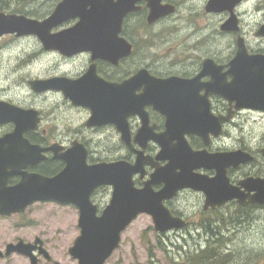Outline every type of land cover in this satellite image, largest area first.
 I'll return each mask as SVG.
<instances>
[{"label": "flooded vegetation", "instance_id": "flooded-vegetation-1", "mask_svg": "<svg viewBox=\"0 0 264 264\" xmlns=\"http://www.w3.org/2000/svg\"><path fill=\"white\" fill-rule=\"evenodd\" d=\"M19 1L25 2L18 5L22 10L0 8V12L24 15L41 21L51 14L61 0H47V3H36L32 0L34 4L30 0ZM211 1L213 4H210ZM159 3L168 7L170 5L173 11L149 23L148 0H136L135 9L125 15L113 41L99 52V55H94L91 51L67 55L58 49H45L39 38L33 34L18 36L14 32L0 36V40L7 38L12 41L13 46L19 48L15 54V63L10 66L13 78L27 71L22 69L28 68L42 57H54L58 65H71L78 61L75 68H79L76 72L62 70L47 75L28 72L24 81L14 83L16 86L21 85L22 91L24 87L26 93L6 86L0 88V101L34 113V127L24 131L23 137L31 144L43 148L41 158L36 163L28 164L20 173L7 176L6 187L19 183L21 173L24 172L38 173L46 177L60 173L66 166L65 159L60 155L72 148L73 144L77 146L74 151L76 158L85 149L87 165L122 160L133 162L135 152L122 139L120 118L123 116L129 137L134 139L137 135L138 138L137 143L132 142L133 147L143 156L140 170L133 175L137 188L144 186L157 167L168 163V159L156 158L165 143L152 137H168L167 144L174 147L177 138L182 135L194 152L203 151L217 155L240 150L245 153L244 157L247 159L238 165L227 166L225 176L230 186H238L240 191L249 195L255 193L254 190L248 192L239 182L249 177L264 180V108L238 107L243 103L238 98L237 89L230 86L226 97L221 92L222 86L216 88L217 84L207 83L210 74H205L200 76L197 82L169 84L168 90L159 94L161 101L156 104L143 97V86L135 88V98L140 96L139 102L145 100L140 109L141 114L146 116L144 125L138 113L126 117L125 110L122 112L121 101L125 91L119 85L139 70L146 71L142 73L141 79L171 76L193 79L201 73L206 60H209V66L222 67L221 73H225L226 80L231 82L232 74L227 71L229 63L237 55L239 44L244 45L250 57L264 56V35L258 34L260 27L264 25V0H159ZM42 4H48V8H43L41 13L34 11L36 14H32L29 10H34V7ZM77 22V17L66 19L53 27L50 33L72 27ZM165 31L166 36L172 38L168 44L163 37L156 38ZM119 38L131 45L129 53H122L125 44L115 43ZM29 40L35 41V48L27 44ZM222 42H227L228 45L223 47ZM57 64L55 63V66H58ZM87 71H91L95 79L105 81L108 87L104 93L105 104H101L99 116L94 118L97 123H92L91 118L93 120V110L98 111V108L76 104L60 89L36 91L30 84L33 80L53 77L77 79ZM109 85L114 87L110 88ZM247 95L250 96L248 102L255 103L261 100L264 92H251ZM103 119L107 120L102 121ZM13 129L14 123L11 121L0 124V137ZM145 136L149 138L144 141ZM52 145L55 146V151L49 149ZM55 154L57 156L54 157ZM192 164L195 165L192 173L197 176L210 179L216 174L215 168L205 167L199 161ZM163 185L155 183L152 188L159 191ZM112 193L111 184H101L93 189L90 200L96 207L97 215H101L109 204ZM205 200L206 195L202 190L186 187L162 202L172 215L187 221L186 226L177 231L199 229L201 234H205V240L207 229L213 228L216 233L224 230L221 223L225 222V219L264 218V204L261 203L246 200L242 205L236 198H232L221 205H209ZM36 203L42 206L41 213L45 212L44 215L28 213ZM58 210H66L67 213L72 211L75 221L77 218L78 227L79 207L72 202L54 199L33 200L22 211L0 215V220L24 214L26 217L16 227H12V224L0 227V264H67L70 261L78 264L69 249L79 233L69 244L62 246L61 238L56 237L59 233L45 225L50 217L56 216ZM31 215L36 217L34 221L37 222L34 224L30 222ZM227 225L231 226L230 223ZM25 229L32 231L25 233ZM78 229L80 232L79 227ZM19 232L25 234L19 235ZM19 243L22 244L20 251L17 250Z\"/></svg>", "mask_w": 264, "mask_h": 264}, {"label": "water", "instance_id": "water-1", "mask_svg": "<svg viewBox=\"0 0 264 264\" xmlns=\"http://www.w3.org/2000/svg\"><path fill=\"white\" fill-rule=\"evenodd\" d=\"M135 1L61 0L51 14L41 21L27 18L24 15L0 12V36L14 32L18 36L33 34L39 38L45 49H58L67 55L80 51H91L94 55H99L98 53L113 41L125 15L135 9ZM210 4H213V1ZM148 6L150 10L147 21L149 23L173 11L170 5L169 7L162 5L159 0H148ZM75 17L78 18V22L72 27L50 33L53 27L66 19ZM258 34L264 35V25L260 27ZM115 43L125 44L123 54L129 53L132 48L123 38L117 39ZM208 62L209 60H206L203 63L199 75L189 80L175 76L141 79L142 73L146 71H137L119 85L125 91L121 101L122 112L125 110L126 117L138 113L145 125L146 116L140 112L145 100L142 99L139 102L141 97L135 98V88L143 86V97L156 104L161 101L159 94L167 91L169 84L197 82L200 76L205 74H210V80L207 83L217 84L216 88L222 86L221 92L226 97L230 86H234L237 89L239 100L243 103L238 107L264 108V96L261 100L250 103L248 102L250 96L247 95L251 92H264L263 55L250 57L244 45L239 44L237 55L229 63L230 67L227 71L230 75L232 74L231 82L226 80L225 73H221L222 67L209 66ZM30 84L36 91L49 88L60 89L74 103L93 109L98 108V111L93 110L92 123H97L94 122V118L99 116L101 104H105L104 93L108 88L107 83L102 79H95L91 71H87L77 79L53 77L33 80ZM9 121L14 123L13 131L0 137V215L22 211L33 200L54 199L75 203L79 207L80 232L69 249V253L77 259L78 264H105V261L119 246L121 233L139 214L149 215L158 233L185 227L186 220L172 215L162 201L173 197L179 190L186 187L202 190L206 195L205 202L209 205H221L232 198H236L242 205L246 203V200L264 204V180L252 177L241 180L240 186L248 192L255 191L253 195H249V193L240 191L238 186H230L225 176L227 166L238 165L247 159L244 157L245 153L240 150L217 155L206 154L203 151L194 152L191 151L182 135L177 138V144L174 147L167 144L168 137H152L165 143L156 158L168 159V163L163 167H157L144 186L137 188L133 182V175L140 170L143 156L140 151L134 149L132 142L137 143L138 138L137 135L134 139L129 137L125 130L127 123L123 116L120 118L122 139L135 152L133 162L122 160L87 165L85 149L76 158L74 151L77 146L73 144L72 148L60 155L66 161V166L60 173L46 177L38 173L24 172L21 173L22 178L19 183L6 187L7 176L20 173L21 169L28 164L36 163L41 158L43 150L39 145L31 144L23 137L24 131L34 127L36 121L34 113L0 101V124ZM148 138L145 136L143 140ZM54 147L52 145L49 149L55 151ZM195 161H199L205 167L215 168V176L208 179L193 174L192 168L195 165L192 162ZM150 163L153 164L151 161ZM155 183L164 185L159 191H155L152 188ZM101 184L113 185V193L102 214L97 215L96 207L91 204L90 194L95 187ZM21 247L22 244L19 243L17 250L20 251ZM13 248L16 249V247Z\"/></svg>", "mask_w": 264, "mask_h": 264}, {"label": "rangeland", "instance_id": "rangeland-1", "mask_svg": "<svg viewBox=\"0 0 264 264\" xmlns=\"http://www.w3.org/2000/svg\"><path fill=\"white\" fill-rule=\"evenodd\" d=\"M42 1L47 3V0H35L36 3H41ZM35 2L32 1L33 4ZM4 3L5 5H3ZM20 3L24 4L25 2L19 0H0V8L22 10L18 7ZM42 5L34 7V10L33 8L29 10L32 11V14H36L33 13L34 11L41 13L42 10H44L43 8H48V4ZM165 33H167V31L156 36V38L159 39L163 37L166 40V44H168L172 41V38L167 37ZM27 44H29L31 48H35L36 46L34 40H29ZM13 45L12 41H8L7 38H2L0 40V88L6 86L17 92L26 93L24 87L22 91V86H16L14 83L20 80L24 81V78L28 76V72H38L41 75H47L62 70L79 71V68H75L78 61L71 65H58L57 59L54 57L49 59H44V57H42L28 68L22 69L23 71H27L13 78L10 66L15 63V54L19 50L17 46ZM227 45V42H222L223 47ZM149 49L150 48H148V50ZM79 60H81V58H79ZM55 63L58 66H55ZM30 209L28 213L34 212L37 214L40 213L41 215L45 213H41L42 206H39L37 203L32 205ZM24 216L25 214L11 219L0 220V227H7L11 224L12 227H16L18 223L23 221V218L26 219ZM29 218L32 219H29L32 224L37 222L34 221L36 217H33V215L29 216ZM76 221L72 211L69 210V213H67L66 210H58L56 216L50 217L45 225L54 228L53 231L55 233H59L56 237L61 238V242L63 243L62 246H64L69 244L79 233ZM227 223H230L231 226L229 227ZM221 225L224 229L222 232L230 239L228 247L231 248L232 251H229L227 254L236 257V260L232 261L233 263L264 264V218H248L244 220L225 219V222H222ZM24 231L25 233H29L32 230L25 229ZM197 232H200V230L193 228L188 232L171 231L167 233H158L154 230L151 217L146 214H140L125 231H123L118 248L107 259L105 264H186V255L196 251L193 247L194 243H201L202 247L206 246L205 234H197ZM12 233L15 234L14 232ZM25 233L19 232V235ZM67 264L76 263L70 261V263Z\"/></svg>", "mask_w": 264, "mask_h": 264}, {"label": "trees", "instance_id": "trees-1", "mask_svg": "<svg viewBox=\"0 0 264 264\" xmlns=\"http://www.w3.org/2000/svg\"><path fill=\"white\" fill-rule=\"evenodd\" d=\"M207 231L208 234L206 235L207 239L205 240V243L208 242L209 237L214 238L213 236H218L214 243L216 245L202 250L201 243H194L193 247L196 251L186 255V264H236L232 262L236 260V257L227 254L229 251H232V249L228 247L230 239H228L223 232L219 235V233H216L213 228L210 230L207 229ZM217 231L219 230L217 229ZM197 234L201 233L197 232ZM212 261H214V263Z\"/></svg>", "mask_w": 264, "mask_h": 264}, {"label": "bare ground", "instance_id": "bare-ground-1", "mask_svg": "<svg viewBox=\"0 0 264 264\" xmlns=\"http://www.w3.org/2000/svg\"><path fill=\"white\" fill-rule=\"evenodd\" d=\"M214 238L212 237H209L208 239V242H206V247H211V246H215L216 244L215 243V239L218 238V236H213ZM217 237V238H216Z\"/></svg>", "mask_w": 264, "mask_h": 264}]
</instances>
